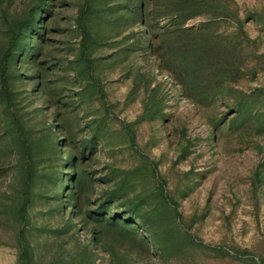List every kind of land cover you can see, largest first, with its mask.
Listing matches in <instances>:
<instances>
[{
  "label": "rangeland",
  "instance_id": "rangeland-1",
  "mask_svg": "<svg viewBox=\"0 0 264 264\" xmlns=\"http://www.w3.org/2000/svg\"><path fill=\"white\" fill-rule=\"evenodd\" d=\"M0 264H264V0H0Z\"/></svg>",
  "mask_w": 264,
  "mask_h": 264
}]
</instances>
